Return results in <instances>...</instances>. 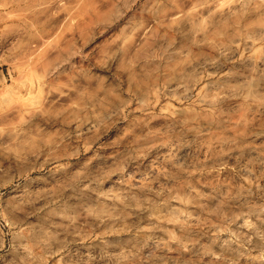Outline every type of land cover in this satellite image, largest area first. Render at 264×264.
<instances>
[{
	"label": "rangeland",
	"instance_id": "374dc122",
	"mask_svg": "<svg viewBox=\"0 0 264 264\" xmlns=\"http://www.w3.org/2000/svg\"><path fill=\"white\" fill-rule=\"evenodd\" d=\"M0 264H264V0H0Z\"/></svg>",
	"mask_w": 264,
	"mask_h": 264
},
{
	"label": "bare ground",
	"instance_id": "6f19581e",
	"mask_svg": "<svg viewBox=\"0 0 264 264\" xmlns=\"http://www.w3.org/2000/svg\"><path fill=\"white\" fill-rule=\"evenodd\" d=\"M26 115V114H25ZM15 155H16V153H15ZM14 159V158H13ZM18 161H19V159H18ZM17 162V161H16Z\"/></svg>",
	"mask_w": 264,
	"mask_h": 264
}]
</instances>
